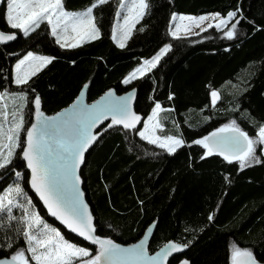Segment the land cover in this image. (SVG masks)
I'll list each match as a JSON object with an SVG mask.
<instances>
[{"label":"trees","instance_id":"trees-1","mask_svg":"<svg viewBox=\"0 0 264 264\" xmlns=\"http://www.w3.org/2000/svg\"><path fill=\"white\" fill-rule=\"evenodd\" d=\"M96 0H62L65 10H83ZM147 15L135 24L124 48L111 37L118 0H107L94 8L100 37L76 48H61L46 23L24 36L11 29L0 10V29L14 32L16 39L0 46V93L25 94L24 128L34 112V99L41 109L53 114L69 105L84 84L92 102L114 87L118 93L135 87V110L143 120L154 104H161L159 136H176L185 141L173 154L142 139L140 128L104 125L81 169L83 190L95 218L96 236L122 243L136 241L156 221L149 251L173 240L188 244L186 251L169 264L186 260L197 264L198 254L209 244L222 241L223 260L232 264V245L248 249L264 262V155L261 163L244 170L213 154L201 159L205 149L193 143L222 125L235 120L250 136L264 124V0H148ZM239 8L237 35L228 39L216 27L190 36L170 34L173 12L188 15L219 13L225 17ZM230 26V24H229ZM143 28L144 31H139ZM226 30V29H225ZM164 45H171L158 63L143 77L123 84V79L143 60L151 59ZM29 51L54 59L28 84L16 85L14 66ZM246 89V90H245ZM220 99L212 105L210 92ZM173 98L169 100V95ZM9 107V106H8ZM11 110V109H10ZM142 125V124H141ZM25 131H21V142ZM18 147L12 162L0 169V193L20 172L19 183L35 211L48 223L45 211L28 188V171ZM225 177H228L226 180ZM20 216L22 210L13 208ZM209 214L213 220L209 221ZM0 258L10 257L25 247L15 231L16 221L0 213ZM70 242L96 254L98 246L84 243L57 226ZM11 237L13 247L6 245ZM26 256L28 254L26 253ZM30 264H35L31 261Z\"/></svg>","mask_w":264,"mask_h":264},{"label":"snow or ice","instance_id":"snow-or-ice-1","mask_svg":"<svg viewBox=\"0 0 264 264\" xmlns=\"http://www.w3.org/2000/svg\"><path fill=\"white\" fill-rule=\"evenodd\" d=\"M107 0H96L89 8L80 13H69L65 11L62 0H7L6 19L11 29L19 30L24 36L39 28L41 23L46 22L51 26V32L56 37V43L61 48H76L86 40H96L100 37V31L95 24L92 15L93 9ZM120 8L125 7L124 0H119ZM150 5L148 0H131L127 6V13L123 16L124 23L120 26L121 35L117 39V28L113 27L112 38L119 48L126 46L127 40L132 34V29L139 23L145 15ZM240 9L229 11L225 17L219 13L211 14V19L216 23H209L208 28L216 27L222 30L223 35L228 39H233L237 35V28L240 20L234 18L238 16ZM117 16H121L118 10ZM189 21L190 25L200 27L204 21L209 20V16H179L172 14V20ZM230 24V26H229ZM226 29V30H225ZM71 30L75 35L69 37L67 34ZM200 27V31H206ZM139 31H144L140 28ZM170 34L180 38V33L185 34L191 31V27L186 25L181 28L176 24L173 29L170 26ZM197 34L198 33H194ZM16 39L15 33L5 34L0 31V43L10 42ZM69 39L74 42H68ZM64 41V42H62ZM171 45H165L160 51L149 60H144L141 65L134 69L123 83L128 84L132 79L143 77L152 69L156 68L161 58L170 51ZM54 58L48 56H34L28 52L22 59L18 60L14 66V79L16 85L28 84L31 77H34L42 68L49 64ZM32 61L37 63L33 64ZM138 74V75H137ZM87 88V85H84ZM246 90V89H245ZM21 101L25 100V94H14ZM133 93L127 97H117L107 100L104 97L101 101L88 108H80L68 119L57 121L53 117H45L40 111L41 99L37 95L34 99L36 122L30 127L24 128V118L22 115L23 103L12 112L11 127H6L7 113L0 107L4 119L0 120V169H5L12 162L15 150L22 147L23 158L27 161V167L31 170L30 185L40 196L48 212L52 217L67 227L71 232L78 234L85 240L98 246L96 254H91L88 249L80 247L68 241L62 233L55 227L49 225L35 211L32 201L27 198V194L19 182L9 186L0 193V213H6L7 221H16L15 231L22 236L25 247L17 249L10 257L0 258V264H163L167 257L175 252H181L188 247V244L168 242L160 252L154 256H146L145 244L150 233L156 227V221L146 229L145 236L138 244L130 247H121L111 239H102L94 233L96 229L93 225L92 214L88 210V205L83 201V193L77 185L80 183V176L76 170L84 162V154L88 148L97 141L100 133H93L92 129L100 121L111 115V128L113 125H123L125 129H134L136 122L140 121L130 107ZM5 94L0 93V99ZM84 96L81 91L77 98L79 101ZM113 92L109 90L106 97H112ZM212 105L220 99L218 90L210 92ZM173 96L169 95V100ZM162 109L160 103H156L152 109V115L148 120L157 119L153 129L162 128L158 121V114ZM60 114H57L59 117ZM145 130L148 129V121H144ZM26 135L21 142V131ZM145 130L138 132L142 139L150 144H155L159 148L173 154L178 148L185 144L179 137L168 135L160 136L146 135ZM193 143L202 145L205 152L201 159L217 154L229 163L237 162L240 170L251 167L253 164L261 163V155H257V145H264V124L259 125L257 135L250 136L236 123L235 120L222 125L214 132ZM19 179L20 172L15 173ZM227 180L228 177H225ZM16 197L22 199L18 201ZM13 208L22 210L20 216L12 214ZM213 215L209 214L208 220H213ZM4 219L0 218V224ZM7 249L13 247L11 237H8ZM26 253L28 256H26ZM232 264H257L252 252L248 249H241L235 244L232 245ZM87 258V259H85ZM187 264V261L182 262Z\"/></svg>","mask_w":264,"mask_h":264},{"label":"water","instance_id":"water-1","mask_svg":"<svg viewBox=\"0 0 264 264\" xmlns=\"http://www.w3.org/2000/svg\"><path fill=\"white\" fill-rule=\"evenodd\" d=\"M5 1L6 0H0V10L3 8V5L5 4ZM0 31L4 32L5 34H12L14 32H8V31H3L0 29ZM16 35V34H15ZM15 40V39H14ZM13 40V41H14ZM13 41H10V42H6V43H0V46H6L10 43H12ZM84 85H87V84H84ZM84 85L81 87V89L78 91L76 97L74 98V100L69 104L67 105L66 107L60 109L59 111L53 113V114H47L46 112H44L42 109H41V105H40V111L44 114L45 117H53V118H56L57 121H60V120H64V119H68L75 111H77L78 109L80 108H88L89 106L91 105H94L96 104L97 102L101 101V98L104 97L105 99L107 100H112V99H115L117 97H127L129 95V93H133L134 92V95L132 96L131 98V101H130V107L132 109V111L140 117V121L139 122H136V127L135 128H139L143 122V118L140 116V114L135 110V104H136V98H137V90L135 87H132V88H129L128 90L124 91V92H121V93H118L116 91V89L114 87H110L108 88L106 91H104L98 98H96L94 101L92 102H88L87 101V94H88V85H87V88L84 87ZM109 90H111L113 92V96L112 97H106V93L109 92ZM81 91H84V96L78 101L77 98L80 96V93ZM37 96V95H36ZM60 114L59 117H57V114ZM36 122V112H35V105H34V112L32 114V118H31V123L28 127L31 126L32 123H35ZM109 122H112L111 121V115H108L106 119L100 121V123H98L93 129H92V132L95 134V133H99V131L104 127L105 124L109 123ZM118 127H121V128H124L123 125H116ZM27 127V128H28ZM214 132V131H213ZM212 133V132H210ZM209 133V134H210ZM207 134V135H209ZM25 135H26V132H25ZM25 135H24V138H25ZM206 135V136H207ZM98 140V139H97ZM97 142V141H96ZM94 142L89 148L88 150L85 152L84 154V162H85V158L87 156V154L89 153V151L92 149V147L95 145ZM20 157L21 159L23 160L24 164H25V168L26 170L28 171V188L29 190L31 191V193L34 195V197L37 199V201L39 202V204L41 205V207L43 208V210L45 211L46 213V216L48 219H50L51 221H53L57 226H59L60 228H62L64 231H66L67 233H69L70 235H72L73 237L77 238L78 240L84 242V243H88V244H91V245H94V246H97L95 244H92L90 241L88 240H85L84 238L80 237L78 234L76 233H73L71 232L67 227H65L63 224H61L58 220H56L54 217H52L50 215V213L48 212L46 206L44 205L43 201L40 199V196L32 189L31 185H30V178H31V170L28 169L27 167V161L23 158V154H22V150L20 152ZM84 162L80 165V167L76 170L77 172V175L80 176V183L77 185V187L79 188V190L83 193V201L88 205V210L89 212L92 214V217H93V225H94V228H95V218H94V215L92 213V210H91V207L86 199V196H85V192L83 190V180H82V177L80 175L81 173V169L82 167L84 166ZM153 223H150L145 229L144 231L142 232L141 236L134 242H131V243H122V242H119V241H115V240H112L114 243L120 245L121 247H130L132 245H135V244H138L140 242V240L145 236L146 234V229L152 225ZM96 229V228H95ZM155 231V228L153 229L152 233L148 234L149 235V238L148 240L146 241V244H145V249H146V256H154L156 255V253L160 252L161 249L164 247L165 244H167L168 242H175L173 240H170L168 242H166L165 244H163L161 247H159L157 250H155L154 252H150L149 251V246H150V242H151V239H152V236H153V233ZM96 235V233H94ZM102 239H106V238H102ZM177 243V242H175ZM180 244V243H179ZM183 245V244H182ZM186 251V248L181 251V252H175V253H172L171 255H169L167 257V260L166 261H163V264H169L170 260L175 257V256H180L182 255L184 252ZM2 258H5V257H2ZM257 261V264H264V262H261L257 259H255ZM186 260H180L179 262H177L176 264H182V262H184ZM145 264H150V262H145ZM187 264H190L188 261H187Z\"/></svg>","mask_w":264,"mask_h":264},{"label":"rangeland","instance_id":"rangeland-1","mask_svg":"<svg viewBox=\"0 0 264 264\" xmlns=\"http://www.w3.org/2000/svg\"><path fill=\"white\" fill-rule=\"evenodd\" d=\"M96 2V1H95ZM131 3V0H124V4H125V7L123 8V9H121L120 8V4H119V0H118V6H117V9H116V12H115V16H114V21H113V25H112V30H111V37H112V34H113V27L114 26H116V28H117V39H119L120 38V35H121V29H120V26L124 23V21H123V16H124V14H126L127 13V6L129 5ZM93 4V3H92ZM91 4V5H92ZM90 5V6H91ZM90 6H88L87 8H89ZM87 8H85V9H83V10H65V11H67V12H69V13H80V12H82V11H84V10H86ZM6 9H7V0L5 1V4H4V16H5V19H6ZM120 11L121 12V16H117L116 15V13H117V11ZM173 13H175V14H177V17H179V16H195V17H199V16H209L210 17V19L209 20H206V21H204L203 22V24H201L200 25V27H203V28H208L207 27V25L209 24V23H213V24H215L216 23V21L215 20H213V19H211V14H213V13H207V14H201V15H188V14H184V13H177V12H173ZM172 13V14H173ZM92 15L94 16V18H95V15H94V9H93V12H92ZM6 21H7V19H6ZM43 23H46V22H43ZM43 23H41V24H43ZM47 24V23H46ZM95 24H96V22H95ZM176 24H180L181 25V28L183 29V27L184 26H186V25H189L190 27H191V31L189 32V33H187V34H185L183 31H181V33H180V36H190V35H195L194 33H200L201 31H200V27H196L195 25H190V22L189 21H187V20H185V21H180L179 19H177L176 21H173L172 20V15H171V19H170V26L174 29L175 28V25ZM49 26V29H50V32H51V26L50 25H48ZM97 26V25H96ZM22 33V32H21ZM23 34V33H22ZM51 34H52V32H51ZM69 37H72V36H74L75 34L74 33H72L71 32V30H69V32H68V34H67ZM53 36V35H52ZM54 37V36H53ZM54 39H55V41H56V37H54ZM113 39V38H112ZM86 41H89V40H86ZM114 41V40H113ZM128 41V40H127ZM62 42H64V41H62ZM68 42H74L73 40H71V39H69V41ZM115 42V41H114ZM116 43V42H115ZM126 44H127V42H126ZM165 46V45H164ZM164 46H162L161 48H163ZM160 48V49H161ZM160 49L158 50V52L160 51ZM29 52H32L33 54H34V56H47V55H45V54H41V53H37V52H34V51H29ZM157 52V53H158ZM156 53V54H157ZM155 54V55H156ZM25 55H27V53L25 54ZM24 55V56H25ZM154 55V56H155ZM23 56V57H24ZM23 57H21L20 59H22ZM49 57V56H48ZM19 59V60H20ZM144 61V60H143ZM142 61V62H143ZM31 63H33V64H35V63H37V62H35V61H32ZM141 65V64H140ZM139 65V66H140ZM139 66H137L136 68H138ZM135 68V69H136ZM133 72V70L130 72V73H132ZM14 73V75H15V72H13ZM129 73V74H130ZM129 74L126 76V77H129ZM138 75V74H137ZM125 77V78H126ZM124 78V79H125ZM124 79H123V81H124ZM132 80H134V79H132ZM131 80V81H132ZM123 81H122V83H123ZM123 84H125V83H123ZM129 84V83H128ZM20 93H23L24 94V92H22V91H17V92H15V93H10V94H8V93H3V94H5V96H4V98L3 99H0V107H3V110H4V112H6L7 113V121H8V123H7V125H6V127H11V121H12V112L13 111H15L16 110V108H18L19 106H20V104L21 103H23V109H22V115H23V118H24V107H25V100L24 101H21L20 99H19V97L18 96H15L14 94H20ZM9 106V107H8ZM155 107V104H154V106H153V108ZM11 109V110H10ZM152 115V112L149 114V116H151ZM149 116L148 117H146L144 120H143V122H142V125L140 126V128L138 129V131H137V133L140 131V130H145V127H144V121H148V125H149V127H148V129L147 130H145L146 131V135H149V136H151V135H153V133H154V135H156V136H159L158 134H157V130H158V128H155V129H153V125L154 124H156L157 123V119H153V120H148V118H149ZM4 119V116H3V113H0V120H3ZM139 135V134H138ZM160 137H162L163 138V136H160ZM255 137V136H254ZM259 145H257V147H258ZM261 146V151L262 150H264V145H260ZM17 149V148H16ZM16 151V150H15ZM17 182H19V179L15 176V178L12 180V182H10L4 189H3V191L1 192V193H3L4 192V190L5 189H7L9 186H12V185H14L15 183H17ZM27 198H28V196H27ZM16 199L18 200V201H20L22 198L21 197H16ZM29 199V198H28ZM45 221V220H44ZM45 222H47V221H45ZM48 223V222H47ZM49 225H51V226H53V227H55V228H57L58 230H59V228L57 227V226H54V225H52V224H50V223H48ZM60 231V230H59ZM77 245V244H76ZM79 246V245H78ZM80 247H82V246H80ZM85 248V247H84ZM87 249V248H86ZM89 250V249H88ZM89 252H90V250H89ZM223 255H224V247H223V244H222V241L221 240H217L216 242H214V243H212V244H209L208 246H206L204 249H202L200 252H199V254H198V259H197V264H218L220 261H222L223 260ZM85 259H87V258H85Z\"/></svg>","mask_w":264,"mask_h":264}]
</instances>
